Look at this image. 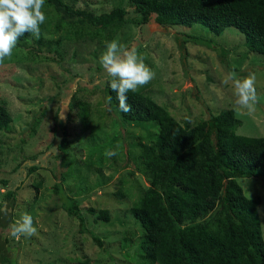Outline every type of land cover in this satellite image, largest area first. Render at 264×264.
Instances as JSON below:
<instances>
[{"label": "rangeland", "instance_id": "374dc122", "mask_svg": "<svg viewBox=\"0 0 264 264\" xmlns=\"http://www.w3.org/2000/svg\"><path fill=\"white\" fill-rule=\"evenodd\" d=\"M74 9L87 17L60 23L45 2L40 39L18 42L12 57L0 65V104L12 117L0 132V210H7L14 223L28 213L37 228L35 235L20 238L11 235V225L0 228V238L7 241L5 255L14 264H150L140 247L145 231L132 214L142 198L155 206L171 236L208 249L228 224L220 197L238 204L258 196L264 240V176L221 179L211 162L207 128L210 112L219 153L229 162L235 135L264 137V55L248 52L244 36L233 28L216 36L201 24L140 25L126 0H80ZM177 35L202 45L188 39L182 57ZM113 40L135 47L156 73L137 92L162 106L185 130L164 145L155 170L147 169L141 152L155 139L157 124L122 122L108 98L100 57ZM231 72L238 78L255 72L259 102L254 112L235 110L234 88L223 83ZM72 95L89 103L91 128L84 130L78 108L70 107ZM61 112L65 119L59 118ZM109 150L117 155L106 157ZM57 183L79 200L88 232H80L79 221L62 208L54 192ZM9 192L15 201L8 209ZM100 210L108 211V222L97 218Z\"/></svg>", "mask_w": 264, "mask_h": 264}, {"label": "trees", "instance_id": "16d2710c", "mask_svg": "<svg viewBox=\"0 0 264 264\" xmlns=\"http://www.w3.org/2000/svg\"><path fill=\"white\" fill-rule=\"evenodd\" d=\"M78 1L80 0H45L46 5L58 13L60 23L73 21L80 16L87 17L84 11L74 9ZM126 4L137 15L140 25L153 22L160 26L190 28L194 24H201L216 36L224 33L227 28H233L244 36V46L248 52L264 55V0H126ZM120 12L124 14L125 9L122 7ZM118 27L119 25L116 26ZM32 36V33H26L19 42H27ZM174 39L182 57L188 39L190 43L202 45L188 36L177 35ZM206 46L213 47L212 44ZM220 56L224 57V54ZM182 65L186 67L184 60ZM108 98L110 104L118 111L122 122L157 124L158 133L155 139L150 145L143 144L141 152V160L147 169L155 170L164 145L181 137L185 130L167 110L142 93L137 91L127 93V104L131 106V110L127 112L120 109L117 94L110 86ZM197 101L204 105L199 97ZM72 104L78 108L83 129L91 128L93 114L89 103L80 101L72 95L70 107ZM11 123L10 113L0 104V132ZM207 128L210 136L211 162L221 179L236 180L264 176V137L235 135L231 145L233 160L229 162L226 156L219 153L218 129L210 112ZM65 137L66 134L63 132L59 146L61 149H64ZM35 169L32 167L29 170ZM54 192L61 199L62 208L67 215L79 221L80 232H88L79 211V200L64 194L60 183L54 185ZM14 196V192H9L5 197L8 209L14 207ZM260 204L258 196L232 204L222 195L219 206L224 208L228 224L222 230L219 240L208 249L194 242L182 240L180 236H171L155 206L145 198L133 204L132 214L145 231L146 237L140 247L144 258L150 264H264V240L258 213ZM90 212L96 214L94 210ZM97 218L105 222L110 220L107 210L98 211ZM208 221L209 219L204 220L203 225ZM13 223L7 215V210L5 212L0 210V228L7 229ZM91 237L99 246L102 245L97 236L91 233ZM6 243L5 239L0 238V264H14V261L5 255Z\"/></svg>", "mask_w": 264, "mask_h": 264}, {"label": "clouds", "instance_id": "9594fccd", "mask_svg": "<svg viewBox=\"0 0 264 264\" xmlns=\"http://www.w3.org/2000/svg\"><path fill=\"white\" fill-rule=\"evenodd\" d=\"M45 0H0V65L10 59L19 39L26 33H32L40 39V26L47 17L44 12ZM100 64L108 78L112 91L116 92L122 111H130L127 93L135 92L155 79L156 73L144 62V58L135 47L128 48L117 40L106 43V51L100 57ZM257 77L250 72L244 78H238L235 72L229 73L223 83H231L236 96L235 110L246 109L254 112L259 97L256 91ZM65 119L64 112L59 115ZM117 155L116 151H106V157ZM37 228L33 217L25 213L11 225V235L16 238L31 237Z\"/></svg>", "mask_w": 264, "mask_h": 264}]
</instances>
